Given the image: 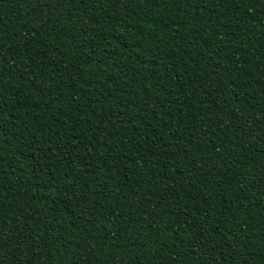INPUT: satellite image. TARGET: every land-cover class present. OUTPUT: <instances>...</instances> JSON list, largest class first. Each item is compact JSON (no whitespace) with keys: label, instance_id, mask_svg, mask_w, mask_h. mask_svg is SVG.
Here are the masks:
<instances>
[{"label":"trees","instance_id":"16d2710c","mask_svg":"<svg viewBox=\"0 0 264 264\" xmlns=\"http://www.w3.org/2000/svg\"><path fill=\"white\" fill-rule=\"evenodd\" d=\"M0 264H264V0H0Z\"/></svg>","mask_w":264,"mask_h":264}]
</instances>
